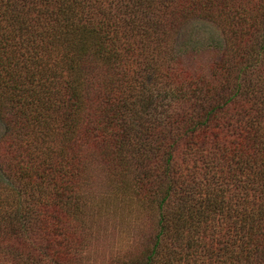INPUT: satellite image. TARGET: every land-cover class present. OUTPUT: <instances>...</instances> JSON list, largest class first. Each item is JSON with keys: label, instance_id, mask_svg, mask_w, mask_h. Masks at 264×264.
<instances>
[{"label": "trees", "instance_id": "16d2710c", "mask_svg": "<svg viewBox=\"0 0 264 264\" xmlns=\"http://www.w3.org/2000/svg\"><path fill=\"white\" fill-rule=\"evenodd\" d=\"M0 88V264H83L94 168L148 215L110 264H264V0H0Z\"/></svg>", "mask_w": 264, "mask_h": 264}, {"label": "clouds", "instance_id": "9594fccd", "mask_svg": "<svg viewBox=\"0 0 264 264\" xmlns=\"http://www.w3.org/2000/svg\"><path fill=\"white\" fill-rule=\"evenodd\" d=\"M98 213L85 223L90 232V240L81 255L87 264H109V261L123 255L134 243L133 229L140 223V210L125 202L115 210L110 201L103 198L94 200Z\"/></svg>", "mask_w": 264, "mask_h": 264}, {"label": "rangeland", "instance_id": "374dc122", "mask_svg": "<svg viewBox=\"0 0 264 264\" xmlns=\"http://www.w3.org/2000/svg\"><path fill=\"white\" fill-rule=\"evenodd\" d=\"M222 25L223 24L207 22L202 19H192L185 24V27H182V30L176 37L178 42L175 44L178 51L177 55H179L181 58L182 54L183 56H186V58L183 59L186 62L194 61L196 59L198 64H206V61L208 62V60H210L213 56V47L218 45L220 50L224 46L227 29H223L224 27ZM3 31L6 33V35L9 34V30L6 29V27L3 29ZM0 92H2L1 88ZM4 92L6 91L4 90ZM5 132V125L2 122L0 116V138L5 134ZM99 171V169L94 168L92 172L93 176L90 180V185L94 188L93 193L96 196L95 200L103 198L105 201H110L113 204L115 210L118 211L119 206L124 204V201L118 200L114 195H112L111 192L107 193L106 190L103 189L104 177L99 174ZM93 207L95 209V213H98L99 209L94 205ZM140 212V223L133 229L134 243L125 253L133 252L137 248L141 236L146 233V222L143 220H146V216L148 215H146V212H142L141 210ZM112 259L109 261V264L111 263ZM83 264H87V261L84 257Z\"/></svg>", "mask_w": 264, "mask_h": 264}]
</instances>
